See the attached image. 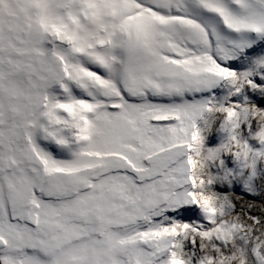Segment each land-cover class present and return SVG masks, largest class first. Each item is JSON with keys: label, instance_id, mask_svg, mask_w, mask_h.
<instances>
[{"label": "snow or ice", "instance_id": "6c2138e0", "mask_svg": "<svg viewBox=\"0 0 264 264\" xmlns=\"http://www.w3.org/2000/svg\"><path fill=\"white\" fill-rule=\"evenodd\" d=\"M0 264H264V0H0Z\"/></svg>", "mask_w": 264, "mask_h": 264}]
</instances>
